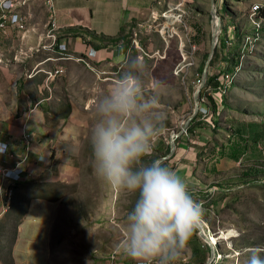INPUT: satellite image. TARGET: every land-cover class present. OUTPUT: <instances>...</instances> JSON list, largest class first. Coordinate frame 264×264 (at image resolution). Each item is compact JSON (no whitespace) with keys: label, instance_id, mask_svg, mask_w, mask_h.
<instances>
[{"label":"rangeland","instance_id":"rangeland-1","mask_svg":"<svg viewBox=\"0 0 264 264\" xmlns=\"http://www.w3.org/2000/svg\"><path fill=\"white\" fill-rule=\"evenodd\" d=\"M179 3L182 0H162L161 10L153 11L145 24L148 30L138 28L135 22V26L129 25L125 34L126 38L130 36L128 40L132 44L129 58L143 59L150 79L160 81L166 109L144 162L160 160L168 154L166 150L172 137L175 142L180 140L176 142L173 155L161 161L185 180L190 195L197 202H204L201 219L206 222L208 241L211 243L212 236L220 229L234 231L228 239L222 238L214 244V263H211L246 264L250 248L264 247V53L262 55L260 51L253 57L247 53L249 45L252 52L257 51V43L261 41H257L256 35L257 27L264 25V17L258 16L257 10L264 5V0H214V8L220 17L216 45L225 22H228V36L234 39L237 62L240 56L235 75L245 69L243 87L246 88L251 84V80L246 79L247 72L250 71L253 77L260 72L263 74L262 79L254 82V91L259 82L260 86L253 95H243L242 100L234 97L232 118L235 124L238 118L258 123L254 127L259 128L263 136L258 143L261 151L250 153L241 162L225 158L218 163L213 159L206 161L200 151L204 145L209 151L215 131L206 96L200 99L199 93L196 94L201 84L198 68L211 51L216 28L211 0ZM223 3L233 10L231 15L227 9L226 19L220 16ZM35 4L34 10L39 11L37 1ZM238 24L245 45L241 55ZM147 31H153L151 37ZM133 48L136 55H133ZM225 64V61H216L210 68L208 66L207 78L217 74L220 80L224 79L225 75L219 70L225 68ZM89 66H71L73 74L70 77L63 67V77L56 84L59 93L50 95L46 133L53 145L50 171L42 172L49 181H31L23 192L13 186L9 208L0 219V264H138L116 249L123 234L124 217L135 196L97 178L89 143L94 101L123 70L124 64L101 69L90 62ZM47 89L50 92L51 89ZM235 90L237 94L238 90ZM195 95L199 98L197 111L206 114L205 120L210 124L196 126L194 135L187 127L197 114ZM211 95L220 102L219 91ZM230 118L226 110L217 114V121L227 131L232 123ZM219 131L215 137L220 143H227L230 133L218 134ZM214 165L216 171L211 169ZM183 176L193 177V180ZM4 192L5 187L2 197ZM17 220L20 225L11 257L8 243L14 240ZM208 246L207 240L194 227L175 264H206L211 251ZM142 264L155 262L148 258Z\"/></svg>","mask_w":264,"mask_h":264},{"label":"crops","instance_id":"crops-1","mask_svg":"<svg viewBox=\"0 0 264 264\" xmlns=\"http://www.w3.org/2000/svg\"><path fill=\"white\" fill-rule=\"evenodd\" d=\"M36 1L39 11L37 8L34 10ZM161 2L162 0H53L59 40L51 50L42 47V43L50 42L45 37L49 19L46 0H28L16 9L26 16L28 30L24 36L16 30H11L7 36L0 35V141L7 144V153L0 154V183L9 184L1 169L14 168L17 164L25 171L23 181L16 183L14 189L23 192L31 181H49L48 176L42 173L50 171L53 145L46 133V114L50 110L48 101L52 94L59 93L56 84L63 75L51 79L47 77L46 70L64 67L70 77L73 74L72 67L78 64L88 66L73 58L61 57V49L65 47L73 56L85 58L94 67L103 69L112 65V68H118L132 51V44L128 40L130 36H125L127 28L129 25L135 26L137 22L138 28L148 30L145 24L153 11L161 10ZM179 4L184 5V0ZM147 32L151 37L153 31ZM86 33L118 38V41L103 45L106 41L94 39ZM142 39L141 37V42ZM150 42L153 44L154 40L151 39ZM90 49H94L96 54L89 56ZM136 54L133 48V55ZM47 87L51 89L50 92ZM25 131L31 134L29 144L23 136ZM29 170L32 175L27 174ZM183 177L191 179L190 176ZM1 200L0 194V219L6 211Z\"/></svg>","mask_w":264,"mask_h":264},{"label":"clouds","instance_id":"clouds-1","mask_svg":"<svg viewBox=\"0 0 264 264\" xmlns=\"http://www.w3.org/2000/svg\"><path fill=\"white\" fill-rule=\"evenodd\" d=\"M160 87L143 59L126 58L123 70L94 101L89 133L97 178L135 196L116 249L138 264L148 258L175 264L203 214L182 177L159 159L144 162L165 118ZM6 148L0 142V154ZM248 252L246 264H264V247Z\"/></svg>","mask_w":264,"mask_h":264},{"label":"trees","instance_id":"trees-1","mask_svg":"<svg viewBox=\"0 0 264 264\" xmlns=\"http://www.w3.org/2000/svg\"><path fill=\"white\" fill-rule=\"evenodd\" d=\"M227 9H230V14L232 15L233 10H231V8L229 7V5L227 3H223L222 4V8L220 9V11H223V13H219L222 19H226L227 15ZM257 13L259 14L258 16L260 17H264V5H262V7H259V9L257 10ZM224 24L225 26L222 28V33L220 34L218 43L215 47L214 50V55L213 58L211 59L210 63H209V68L210 66H213L215 64L216 61H225V68H223L222 70L220 69V73H222L223 75H225L226 78H230V80L226 79L224 77V79L220 80L219 79V75L217 74H212L211 76L208 75V78L206 80V82L204 83V85L202 86L200 92H199V98L201 99V97L206 96L207 102H208V112L210 111V115L212 116V127L214 128L215 134L217 133L216 131L220 130L218 132V134L220 132L225 133V132H229L230 133V137L228 136V141L227 143L223 142L220 143V140H218L215 137L214 134V138L212 139V146L211 148H209V151H207V147L204 145L203 147H201L200 151H202L205 160L209 161L211 159H213L214 161H216L217 163L221 161V159H225L228 158L230 160L233 161H239L241 162V160L245 157H247V155H250V153H256V152H260L261 148H259V142L262 140L263 136L261 131L258 129H256L254 126L255 124L258 125V123H253L250 120H241V118H238L236 124H235V119L233 118V114H234V97L238 96L239 100L243 99V95H253L260 86V82H259V86L258 84H256V90L254 91V82L258 81L259 79L263 78V74L262 72L258 73L256 77L252 76V73L249 71L246 74V79L251 80V84L247 85L246 88L243 87L244 82H245V69L242 72L238 73V76L235 75V73L238 71L237 68L239 67V63H240V56H239V61H236V56H235V51H234V39L230 38L228 36V32H229V27H227V23ZM233 24V22H232ZM237 29L239 30V42L241 44V50H240V55L243 52L242 46L245 47L244 42L242 41V34H241V29L239 27V24L237 25ZM257 41L261 40L260 42L257 43V51H251L250 47L251 45H249L248 48V54H252L251 57L255 56L256 54H259V52L261 51L262 55L264 53V39H260V36H264V34L262 35V32H264V25H260L257 27ZM86 35H91L89 33H86ZM85 35V36H86ZM92 38L94 39H98L101 41H106L105 43H103V45H108L111 42H117L118 38H106L104 36H92ZM195 37H199L198 35H196ZM102 43H100L101 45ZM99 45V44H98ZM254 50V49H253ZM208 58V54L206 55V58L203 62H201L199 68H198V73H199V77H200V81L202 80V74H203V70H204V66L206 64V59ZM262 56H261V60H262ZM242 64H243V60H241ZM210 73V71H209ZM244 76V78H243ZM226 79V80H225ZM237 79V80H236ZM225 80V81H224ZM199 81V82H200ZM224 81V82H223ZM238 90L237 94H235L236 90ZM219 91L221 93V100L218 103L215 98L211 95V93ZM227 111L229 113V115L231 116L230 118V122L231 125L228 128L229 131L225 130L224 127L220 126V121H217V114H219V112H223ZM206 114H202V112H197V114L192 118L190 124L187 127L188 131H192L196 132V126H200V127H205L207 124H210L207 120H205ZM223 137V136H222ZM178 139V138H177ZM180 140H176V142H179ZM170 145L167 146V153L170 150ZM253 150V152H252ZM208 163V162H207ZM216 163V164H217ZM212 171H216V165H214L212 168ZM247 170H250L249 168H247ZM20 225V222L17 220L16 222V228L14 229V240L12 241V243H8V253L10 254V256L12 255L13 252V246L14 243L16 241V237L18 235V226ZM188 243V240L186 241L185 244ZM208 248L210 249V247L208 246ZM12 257V256H11ZM194 259V257L192 258Z\"/></svg>","mask_w":264,"mask_h":264},{"label":"built area","instance_id":"built-area-1","mask_svg":"<svg viewBox=\"0 0 264 264\" xmlns=\"http://www.w3.org/2000/svg\"><path fill=\"white\" fill-rule=\"evenodd\" d=\"M28 0H0V35H8L11 30H16L20 32L22 36H24V33L28 30L27 26V18L26 16L21 15L18 11H16L17 8H19L20 5H24L27 3ZM47 6H48V15L49 19L46 23V33L45 36L49 39L50 42L42 44L43 48H47L49 50L52 49L56 44H58V23L56 20V14L54 9V3L53 0H46ZM61 49V47H60ZM64 47L63 55L61 57L67 58V59H75L77 61L84 62L89 66V62L83 58L78 56H73L70 52L65 50ZM89 56L95 55L96 52L94 49H90L88 52ZM1 61V59H0ZM65 70L63 67H58L55 69L46 70L48 78L56 77L57 75H60ZM24 138L27 140V143L29 144L30 136L31 134L29 132L23 133ZM1 142V141H0ZM4 143V142H2ZM6 144V143H4ZM7 145V144H6ZM3 153H7V148ZM24 168L19 166L17 164L14 168H2L1 173L4 177V179L8 180L9 184L0 183V194H1V201L4 204L5 210L9 208V200L11 199V195L13 194V186L16 182H22L24 179ZM27 174L32 175V171H28ZM4 196L6 198V201H4L2 194L4 191ZM201 206L203 207V201H199ZM200 221L205 225L206 222L203 219H200ZM110 264V263H109Z\"/></svg>","mask_w":264,"mask_h":264},{"label":"water","instance_id":"water-1","mask_svg":"<svg viewBox=\"0 0 264 264\" xmlns=\"http://www.w3.org/2000/svg\"><path fill=\"white\" fill-rule=\"evenodd\" d=\"M211 13H212V16H213V20H214V23H215V31H214V34H213V42H212V46H211V51L208 55V58H207V61H206V64H205V67H204V71H203V77H202V80H201V84H200V87H198V90L196 91V94L200 92L202 86L204 85V83L206 82V77H207V71H208V66H209V63L214 55V50H215V47H216V42H217V38H216V35L219 31V22H218V18L220 19V17H218L217 15V12H216V9L214 8V0H211ZM195 104H196V111L195 113H197L198 109L200 108L199 107V98L198 96L195 95ZM170 150L168 152V154H166L165 156H163L160 160H164V159H168L171 155H173L174 151H175V148H176V144H175V137H172L171 139V142H170ZM201 222V221H200ZM198 223L196 226H197V229L199 231V234L200 236L204 239V240H207L209 246H210V257L207 259V263L206 264H210L212 262V259H214V255H215V250H214V246L208 241V236L206 235V232H205V228L204 226L201 225V223ZM195 226V227H196ZM211 241V240H210Z\"/></svg>","mask_w":264,"mask_h":264},{"label":"bare ground","instance_id":"bare-ground-1","mask_svg":"<svg viewBox=\"0 0 264 264\" xmlns=\"http://www.w3.org/2000/svg\"><path fill=\"white\" fill-rule=\"evenodd\" d=\"M205 67V66H204ZM204 71V70H203ZM207 74H208V71H207ZM202 77H203V74H202ZM207 78V77H206ZM175 144H176V142H175ZM201 223V222H200ZM201 225L202 226H205L204 224H202L201 223ZM197 227V226H196ZM205 228V227H204ZM234 233V231L233 230H230V229H225V230H219V232H217L216 234H214L213 236H212V244H215V243H217L220 239H222V238H229V237H231L232 236V234ZM212 263H214V259H212ZM211 263V264H212Z\"/></svg>","mask_w":264,"mask_h":264}]
</instances>
